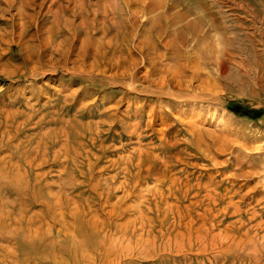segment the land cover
<instances>
[{
	"label": "rangeland",
	"instance_id": "rangeland-1",
	"mask_svg": "<svg viewBox=\"0 0 264 264\" xmlns=\"http://www.w3.org/2000/svg\"><path fill=\"white\" fill-rule=\"evenodd\" d=\"M158 2L0 0V166L29 172L26 182L0 176V216L9 211L2 224L17 229L0 239V264H78L82 257L59 258L44 246L63 242L64 233L55 237L63 227L79 231L76 206L120 242L109 264H264V55H225L227 37L236 45L234 32L253 31L233 2ZM180 16L197 20L202 35L182 30ZM37 67L51 69L31 75ZM106 146L102 157L97 149ZM64 168L83 173L70 180ZM96 179L97 190L112 187L108 196L93 189ZM181 182L183 195L172 194ZM60 189L68 205L54 203ZM24 233L44 257L4 255Z\"/></svg>",
	"mask_w": 264,
	"mask_h": 264
},
{
	"label": "bare ground",
	"instance_id": "bare-ground-1",
	"mask_svg": "<svg viewBox=\"0 0 264 264\" xmlns=\"http://www.w3.org/2000/svg\"><path fill=\"white\" fill-rule=\"evenodd\" d=\"M76 1V0H75ZM156 1V0H155ZM160 1V0H159ZM221 1H223V2H226V1H231V2H233L234 4H235V6L237 7L236 9H238V10H240L242 13H244V15L245 16H247V19L246 20H248V22H250L248 25H251L250 27H251V29H253V31L252 32H250V33H245L244 34V36H239L240 35V33H239V30H238V32L236 33V32H234V35H235V37L234 38H236V41H237V43H236V45L233 43V41H231L230 39H228V37H227V39H226V47H227V51H226V53H225V55L227 54V56L229 57V58H231V57H233V54L234 55H236V56H239L241 59H243V57H244V55L245 54H252L254 57H258L259 55H264V49H261V47H260V49H261V51L260 52H258L257 51V49H256V44H258L259 46H262V47H264V0H221ZM153 2V1H152ZM157 2H158V0H157ZM164 2V1H163ZM168 2V1H167ZM82 3V2H81ZM158 3H160V2H158ZM157 3V4H158ZM151 4V3H150ZM153 4V3H152ZM156 4V3H155ZM211 4V3H210ZM233 5V4H232ZM149 6V5H148ZM234 6V7H235ZM230 7V6H229ZM210 9V8H209ZM235 9V10H236ZM180 10V9H179ZM218 10V9H217ZM178 11V10H177ZM237 11V10H236ZM239 11V12H240ZM148 12V11H147ZM210 14V13H209ZM189 15V14H188ZM202 15V14H201ZM242 15V14H241ZM151 16V15H150ZM149 17V16H148ZM163 17H165V16H163ZM223 17H224V15H223ZM243 17V16H242ZM151 18V17H150ZM180 19L178 20V22H182V18H181V16L179 17ZM194 18V17H193ZM212 18V17H211ZM229 18V17H228ZM245 18V17H244ZM203 19V18H202ZM225 19V18H224ZM216 20H218L217 18H216ZM229 20H230V18H229ZM242 20H244V19H242ZM201 21V20H200ZM224 21H226V20H224ZM184 22V21H183ZM182 22V30H184L185 32H187L189 35L191 34H193V35H197L198 34V36H196V37H199V34H201V33H199V32H202V29H200V30H198L197 29V27L199 28V24L197 23V20H196V22H190V21H185L184 23ZM220 22H223V21H220ZM166 23V22H165ZM217 23V22H216ZM175 24V23H174ZM244 21H239V28H243V27H245L244 25ZM246 25H247V23H245ZM166 25H168L167 23H166ZM173 26H175V25H173ZM218 26L221 28V27H223L224 28V24L222 23H220V24H218ZM226 26V25H225ZM249 27V26H248ZM247 27V28H248ZM200 28H201V26H200ZM159 29V28H158ZM162 29V28H161ZM171 29V28H170ZM205 29V28H204ZM168 30V29H167ZM196 30H198L199 32L198 33H196L197 31ZM223 30V29H222ZM176 31V30H175ZM160 32V31H159ZM222 32V31H221ZM241 32H243V31H241ZM204 33V32H203ZM233 33V32H232ZM226 34V33H225ZM175 35H178L177 33H175ZM202 35V34H201ZM255 35H256V38H255ZM229 36H231V35H229ZM246 36V37H245ZM174 37V36H173ZM177 37V36H176ZM179 37V36H178ZM201 37V36H200ZM208 37V36H207ZM203 38V37H202ZM178 39V38H177ZM198 39V38H197ZM64 40V39H63ZM234 40V39H233ZM179 41H181V40H179ZM178 41V42H179ZM199 42V41H198ZM209 42V41H208ZM224 42V41H223ZM182 43V42H181ZM186 43V42H185ZM216 44H217V46H215L216 48L215 49H217V51H218V48H219V43L218 42H216ZM201 45V44H200ZM210 45V44H209ZM197 46V45H196ZM201 47V46H200ZM259 49V48H258ZM213 50V49H212ZM225 50V49H224ZM199 51V50H198ZM205 55V52L203 51V49H202V51L201 52H199L198 53V56L199 57H203ZM189 56V55H188ZM227 57V58H228ZM197 60H199V58L197 59ZM191 61V60H190ZM224 61H226V60H224ZM94 62V61H93ZM96 62V61H95ZM95 64V63H94ZM225 64V63H224ZM92 65V64H91ZM66 66V65H65ZM71 68H74L75 70H76V72H77V70H87V72L88 73H91L92 71H95V72H97L98 70H96V69H94L93 67L92 68H84V67H80V66H76L75 64L74 65H72V66H70ZM222 67V66H221ZM50 68V67H49ZM51 69V68H50ZM50 69H43V68H41V67H37V68H35L34 70H31V75H33V74H35L36 72L38 73H42V72H44V71H47V70H50ZM66 69H67V67H66ZM84 71V72H85ZM102 72H104V71H102ZM101 72V73H102ZM38 73V74H39ZM80 73H82V72H80ZM98 73V72H97ZM100 73V74H101ZM30 75V76H31ZM42 75V74H41ZM102 75V74H101ZM105 75V74H104ZM80 80H83V78H80ZM88 80L89 81H91V78H89L88 77ZM94 80V79H93ZM92 80V82H94ZM32 86H35L34 85V83L32 82ZM82 85H81V89L82 88H84L86 91L89 89V88H93V89H95L96 91L97 90H99V88H95V87H93V85L92 84H89V83H81ZM31 85V84H30ZM23 86V85H22ZM50 86V85H49ZM56 87V86H55ZM80 89V90H81ZM74 91H76V90H73V93H74ZM78 91V90H77ZM87 94V93H86ZM116 107V106H115ZM114 107V108H115ZM107 110V109H106ZM90 112V111H89ZM82 115V114H81ZM105 115V114H104ZM103 115V116H104ZM110 117V116H109ZM81 121V120H80ZM86 123V122H85ZM85 123H83V124H80V122H79V125H81V128H87V126H89V124H90V122L86 125ZM106 123V122H105ZM190 126V125H189ZM100 130V129H99ZM99 130H94L95 132H96V134H98V133H100L99 132ZM101 131V130H100ZM130 133V132H129ZM132 133V132H131ZM92 134V133H91ZM90 134V135H91ZM92 138H94V137H92ZM92 139L90 138L89 139V142L91 141ZM94 140V139H93ZM201 139H199L198 138V141H200ZM198 141L196 142V144H198ZM202 141V140H201ZM91 143V142H90ZM189 142H186L185 144H188ZM174 144V143H173ZM180 145V144H179ZM189 145V144H188ZM109 147H110V145H108ZM108 146H106V148L104 149V150H102V148H100V149H97L98 151H97V153H99L102 157H104L105 155H106V152H107V150H109L108 149ZM178 146V145H177ZM67 147V146H66ZM172 146H170V148H171ZM187 147V146H186ZM68 148V147H67ZM140 148V147H139ZM70 149V148H69ZM132 150V149H131ZM73 151H74V149H73ZM182 152V151H181ZM186 152V151H185ZM54 153V152H53ZM26 154V153H25ZM56 154V153H55ZM179 154V153H178ZM28 157V156H27ZM177 157V156H176ZM184 157V156H183ZM182 158V157H181ZM94 159H95V165H96V163L101 159V157L99 158V157H94ZM30 160V159H29ZM178 160V159H177ZM23 161H24V159H23ZM136 161V160H135ZM124 162V161H123ZM165 162H166V160H165ZM164 162V163H165ZM25 163V162H24ZM23 163V164H24ZM32 164V162H27V163H25V166L26 167H29L30 168V165ZM128 164V163H127ZM148 164V163H147ZM72 165L73 166H77V164H76V162H74V163H72ZM94 165V163H89V165H88V167H87V169H88V171L90 170V169H93V167L95 166ZM123 165H124V163H123ZM32 166V165H31ZM137 167V166H136ZM171 167H173V166H171ZM124 168V167H123ZM158 168V167H157ZM26 169L27 168H25V169H22V166L20 165V164H18V163H16V164H11L10 165V167L9 168H4L3 166H0V176H5L4 178H7L8 180H10L11 182H17V180H24L25 182H26V177L28 178L29 177V172H27L26 171ZM31 169H32V167H31ZM123 170H125V168L123 169ZM62 172V171H61ZM74 172V170L71 168L70 170H69V168H68V170H65V168H64V170H63V175H64V178H68V179H74V177L76 176V175H81L82 173H83V171L81 170V169H77V172L78 173H76V175L75 174H73L72 175V173ZM155 172V171H154ZM185 170L184 169H180V171H176L175 173H179L180 175H182V174H185ZM84 174H87L86 172L84 173ZM144 174V173H143ZM26 175V176H25ZM94 173H92V175H91V177L92 178H94ZM162 175V174H161ZM31 176H33V178L35 179V180H38V181H43L41 178H43V177H45L46 176V172H39V173H32L31 172ZM155 176V175H154ZM183 176H185V177H187V175L185 174V175H183ZM140 177H141V175H140ZM32 178V179H33ZM95 178H96V175H95ZM170 178V177H169ZM189 178H190V176H189ZM33 179V180H34ZM160 179V178H159ZM44 181H45V178H44ZM96 183L92 186L93 187V189H95V191H96V193H101V194H103V195H98V196H100V197H102V196H108L109 195V193H110V190H108L110 187H108V185H106V183H104L105 185H103L104 187H103V191H99V190H97V189H99L98 187H100L99 185H100V180H98V179H96ZM32 182H34V181H32ZM135 182V181H134ZM22 183H23V181H22ZM47 182H45V184H46ZM180 183V182H179ZM182 183V182H181ZM24 184V183H23ZM42 184H44V183H42ZM51 184V183H50ZM61 184V183H60ZM36 185H38V184H36ZM189 185V184H188ZM16 186H19V185H16ZM22 186V185H21ZM46 186H47V184H46ZM64 185H61V187H63ZM66 186V185H65ZM64 186V187H65ZM190 186V185H189ZM38 187V186H37ZM57 187H59V186H57ZM39 189H40V187H38ZM112 188V187H111ZM137 188H138V186H137ZM184 184L182 183L181 185H179V188H176V190H174L175 188H174V186H170V192L172 193V194H174V193H179L180 194V191H181V193L183 192L184 193ZM39 189H36V191L35 192H37V191H39ZM62 190H63V188H61ZM60 189V194L57 196V195H55V193L53 194L51 191H50V193H52V195H50V196H54V197H57L56 198V200H54V199H52L51 197V200L49 201L50 202V204L52 205L53 204V200H54V203H56V205L58 206H61V205H68V203L69 202H71V199H68V201H66L67 200V196L64 194V192L62 191ZM164 189V188H163ZM187 189H188V187H187ZM191 189V188H190ZM1 190V189H0ZM49 190V189H48ZM51 190V189H50ZM57 190V189H56ZM112 190V189H111ZM168 190V191H169ZM155 191V190H154ZM174 191V192H173ZM186 191H188V190H186ZM186 191H185V193H186ZM108 192V194H105V193H107ZM128 193V192H127ZM177 193V194H178ZM191 193V192H190ZM37 194V193H36ZM160 194V193H159ZM158 194V195H159ZM205 194V193H204ZM46 195V194H45ZM161 195V194H160ZM171 195V194H170ZM183 195V194H182ZM181 194H180V196H182ZM186 195V194H185ZM36 196V195H35ZM38 196V195H37ZM36 196V197H37ZM165 196V195H164ZM208 196V195H207ZM40 197H41V195H40ZM49 197V196H48ZM159 197H161V196H159ZM163 197V196H162ZM171 197V196H170ZM169 197V198H170ZM175 197V196H174ZM176 198L178 199V201H179V197L176 195ZM143 199V198H142ZM136 201V200H135ZM134 201V202H135ZM187 201V200H186ZM3 202V201H2ZM183 203V202H182ZM49 204V205H50ZM102 204V203H101ZM185 204V203H184ZM3 205V204H2ZM54 205V204H53ZM52 205V206H53ZM72 206H73V204H72ZM88 206V205H87ZM178 206V205H177ZM186 206V205H185ZM56 207V206H55ZM67 207V206H66ZM72 208V207H71ZM75 208V207H74ZM77 208H79V207H77L76 206V209H75V212L74 213H77V215H79L76 219L74 218V225H76L75 227H77V229H75V230H79L78 232H73V235H69L67 232V234L68 235H66V233L64 232V230L63 229H65V227H63V229L61 228L60 230H58L57 231V233L55 234V237L59 234V233H64V235L66 236V239L63 241V242H59V241H57V240H59V239H50V241L48 242V244L46 243V241H45V244L46 245H44V246H46V247H49L52 251H50V253L51 252H53V251H56L57 253H56V256L58 257L59 256V258H61L60 256L62 255V254H64V255H66V254H69L70 256L72 255V256H80V257H82V258H87V262H86V264H96L95 262L97 261V260H99V261H101L103 264H109V263H107L108 261H110L109 259H112V257H114V255H116L119 251H121L122 252V250H121V247L119 246V244L118 243H120L119 241L118 242H116L115 241V239H114V236H112V237H109L107 234L106 235H103V234H100V231H99V229L97 228V225H99L101 222H99L98 223V221H97V219H95L93 222L92 221H90V220H86L85 218H84V216H85V214H87V213H85L84 212V210L80 213L79 211H78V209ZM82 208V207H81ZM59 209V208H58ZM87 209V208H86ZM184 209V208H183ZM185 209H187V207L185 208ZM67 210H69V208L67 209ZM52 211L55 213V211H54V208L52 207ZM56 211H59V210H56ZM71 211V210H70ZM70 211H68V212H70ZM183 211V210H182ZM6 212H9V211H6ZM6 212L2 215V217H1V220H0V239H3L4 237H6V236H9V235H14V232H15V229L16 228H6L5 226H4V224H2V222H5V219H4V216H6ZM52 212V213H53ZM60 212V211H59ZM59 212L57 213V214H59ZM68 212H66V213H68ZM72 213H73V211H72ZM85 213V214H84ZM115 213V212H114ZM187 213V212H186ZM96 214V213H95ZM180 214V213H179ZM60 215V214H59ZM72 215V214H71ZM181 215H182V213H181ZM184 215V214H183ZM94 216V215H93ZM97 216V215H96ZM68 217V216H67ZM82 217H83V219L85 220V222H84V220L82 219ZM98 217V216H97ZM96 217V218H97ZM177 216H175V218H176ZM201 218V217H200ZM200 218H198V219H200ZM72 219V218H71ZM197 219V220H198ZM56 220V219H55ZM58 220H60L61 222H62V220H61V218L59 217V219ZM73 220V219H72ZM145 220V219H144ZM182 220V219H181ZM30 221V220H29ZM184 221V220H183ZM190 221V220H189ZM168 222V221H167ZM191 222V221H190ZM203 222V221H202ZM78 223V224H77ZM162 223V222H161ZM181 223H182V221H181ZM199 223V222H198ZM71 224V223H70ZM191 224V223H190ZM210 224V223H209ZM102 225V224H101ZM161 225V224H160ZM195 225V224H194ZM202 225V224H201ZM257 225H259V224H257ZM72 226H73V224H72ZM103 226V225H102ZM102 226H101V228H102ZM163 226V225H162ZM185 226V225H184ZM198 226V225H197ZM261 226V225H260ZM74 227V228H75ZM107 227V226H106ZM177 227V226H176ZM175 227V228H176ZM209 227V226H208ZM73 228V227H72ZM178 228V227H177ZM185 228V227H184ZM206 228V227H205ZM261 228V227H260ZM109 229V228H108ZM17 230V229H16ZM181 230V229H180ZM184 230H186V229H184ZM103 231V230H102ZM188 231V230H187ZM27 232V231H26ZM262 232H264V231H262ZM22 234H23V232H22ZM21 234V235H22ZM27 234H28V232H27ZM25 235V233H24V235H22L21 237H22V244L21 245H18L17 244V246L15 247V249L12 247V248H3V252H4V255H6V257H7V255H9L10 257H16L15 255H17V252H18V254H21V255H23V256H25V257H29V258H31V260L32 261H35V260H37L38 258H40V256H43L44 257V254H37V255H39V256H37L36 254H34V248H33V246L31 245V242H30V239H31V237H30V239H29V236L28 235ZM41 234V233H40ZM114 234V233H113ZM186 234V233H185ZM263 234V233H262ZM110 235V234H109ZM178 235V234H177ZM176 235V236H177ZM231 235V234H230ZM41 236H42V234H41ZM49 236V235H48ZM47 236V237H48ZM52 236V235H51ZM227 236V235H226ZM20 237V236H19ZM37 238H38V240H39V237L38 236H36ZM64 237V236H63ZM179 237V236H178ZM32 238L34 239V236H33V233H32ZM36 238V239H37ZM41 238V237H40ZM57 238V237H56ZM183 238V237H182ZM181 238V239H182ZM212 238V237H211ZM247 238H249V237H247ZM247 238H246V240H247ZM262 238V237H261ZM261 238L259 239V240H261ZM20 239V238H19ZM144 239V238H143ZM90 240V241H89ZM118 240V239H117ZM154 240V239H153ZM179 240V239H178ZM1 241V240H0ZM32 241V240H31ZM42 241H44V240H42ZM41 241V242H42ZM47 241H48V239H47ZM180 241V240H179ZM182 241V240H181ZM242 241V240H241ZM258 241V240H257ZM19 242V241H18ZM29 242H30V244H29ZM36 242H38L37 240H36ZM40 242V243H41ZM134 242V241H133ZM138 242V241H137ZM186 242V241H185ZM230 242V241H229ZM256 242V241H255ZM260 242V241H259ZM136 243V242H135ZM140 243V242H139ZM262 243V242H261ZM3 244V243H2ZM25 244V245H24ZM44 244V243H43ZM178 244V243H177ZM181 244V243H180ZM243 244V243H242ZM251 244V243H250ZM254 244V243H253ZM263 244V243H262ZM261 244V245H262ZM39 245V244H38ZM48 245V246H47ZM216 245V244H215ZM214 245V246H215ZM235 245H236V243H235ZM257 245V244H256ZM3 246V245H2ZM15 246V245H14ZM35 246H37V245H35ZM43 246V245H42ZM180 246V245H179ZM252 246H254V245H252ZM258 246V245H257ZM38 247V246H37ZM41 247V246H40ZM39 247V248H40ZM263 247L264 246H262V249H263ZM43 247H41L40 249H42ZM241 248V247H240ZM34 249V250H33ZM83 249H85L86 250V252L84 253L83 252ZM125 249V248H124ZM43 250V249H42ZM41 250V252H45V251H42ZM99 250V251H98ZM186 250V249H185ZM46 251H47V248H46ZM247 251H249V250H247ZM264 251V250H263ZM21 252V253H20ZM31 252H33V253H31ZM38 252V251H37ZM48 252V251H47ZM49 253V252H48ZM59 253V254H58ZM193 253V252H192ZM52 254V253H51ZM54 254V253H53ZM45 255H46V253H45ZM50 256V255H49ZM92 256V257H91ZM27 257V258H28ZM69 257V256H68ZM53 258H55V256L53 257ZM58 258V259H59ZM64 258V257H63ZM79 258V257H78ZM82 258H81V260H82ZM258 258V257H257ZM70 259V258H69ZM72 259V258H71ZM23 260H25L24 258H23ZM54 260V259H53ZM61 260V259H60ZM59 260V261H60ZM67 260V259H66ZM66 260H63L64 262L66 261ZM80 260V261H81ZM117 260V259H116ZM4 261V260H3ZM75 261H77V260H75ZM79 261V262H80ZM64 262H55L54 261V263H52V264H64ZM67 262V261H66ZM72 262V261H71ZM79 262H78V264H79ZM106 262V263H105ZM198 262V261H197ZM20 263H22V261H20V262H18L17 264H20ZM1 264H3V263H1ZM14 264V263H13ZM26 264V263H25ZM67 264H68V262H67ZM71 264V263H70ZM81 264V263H80ZM98 264V263H97ZM118 264V263H117Z\"/></svg>",
	"mask_w": 264,
	"mask_h": 264
}]
</instances>
